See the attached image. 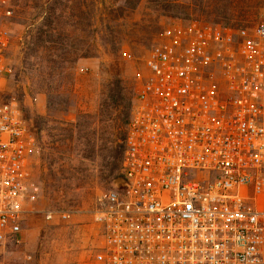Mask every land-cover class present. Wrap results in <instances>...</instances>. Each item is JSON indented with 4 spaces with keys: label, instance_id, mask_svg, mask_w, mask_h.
<instances>
[{
    "label": "built area",
    "instance_id": "2783aa9c",
    "mask_svg": "<svg viewBox=\"0 0 264 264\" xmlns=\"http://www.w3.org/2000/svg\"><path fill=\"white\" fill-rule=\"evenodd\" d=\"M7 44L0 29V82L12 73ZM143 67L122 184L92 213L94 260L264 264V24L165 28ZM33 145L17 103L0 100V244L36 197L25 168Z\"/></svg>",
    "mask_w": 264,
    "mask_h": 264
},
{
    "label": "rangeland",
    "instance_id": "374dc122",
    "mask_svg": "<svg viewBox=\"0 0 264 264\" xmlns=\"http://www.w3.org/2000/svg\"><path fill=\"white\" fill-rule=\"evenodd\" d=\"M49 1L0 0V29L8 37L4 53L12 68L0 82V99L17 103L33 135L25 168L27 181L37 187L35 200L21 216L19 233L0 244V264H99L94 253L100 234L92 213L117 180L104 177L102 155L122 142L124 118L146 73L144 58L161 31L175 25L264 24V0H170L166 7L140 0L135 8L115 9L110 16L103 9L91 22L89 55L75 61L72 57L64 71L52 43L40 33L55 31L51 40L61 36L63 42V31L71 30L69 36L77 42L82 21L72 22L69 29L62 11V18L50 25ZM109 1L115 8L122 5ZM107 29L119 41L113 53L97 38ZM115 81L122 100L118 109L107 112L105 100ZM102 144L107 151L100 154ZM60 213L67 219L59 218Z\"/></svg>",
    "mask_w": 264,
    "mask_h": 264
},
{
    "label": "trees",
    "instance_id": "16d2710c",
    "mask_svg": "<svg viewBox=\"0 0 264 264\" xmlns=\"http://www.w3.org/2000/svg\"><path fill=\"white\" fill-rule=\"evenodd\" d=\"M120 1L122 5L118 8H115L109 0L49 1L50 5L48 10L50 13L49 15L51 16V20L49 21L50 25L53 22H57L59 18H62V11H63L64 23L68 25L69 29L73 25L72 22L74 23L76 21H82V23H80V27L78 28L80 32L79 33L80 37L77 40V42L73 39V37L69 36L70 32H72L71 30H67L66 32L63 31V42L61 41V36H58V41L56 39H54L53 41L51 40L55 31L52 33L51 30H47V31H42L40 33V35L43 33L46 35V40H45L46 42L52 43L50 45V48L56 50L55 57L57 58L59 64L63 63V71L71 67L70 66L71 61L73 60V59L71 60L72 57L74 58L75 61L76 58L85 57L89 55V51L92 46V44H90L91 39L89 37L92 38L93 35L90 26L92 25L91 22L93 23L94 21L93 19L95 18L97 12H100L104 9V11L106 10V13L109 16L115 13L116 10L120 11L121 13L122 8H135L140 0H120ZM154 1L158 4V7H166V5L171 4L170 0H154ZM97 4L100 7H98ZM120 15H117V17H120ZM224 26H230V25H224ZM105 28H108V26L106 25ZM97 38L101 41V45L103 49H105L107 52L113 53L115 50H117V45H119V41L117 37L113 34V31L111 29H107L105 32L103 31V34L99 35ZM29 50L33 52L32 47L29 48ZM53 61L54 60H49V62H53ZM121 100H122L121 87H119L118 81H115V83H113L110 86V90L107 94V100H105V110L109 112V109H111V107L112 110L118 109ZM127 111H129V108ZM128 119H129V112L128 115H126V117L124 118V124H125L124 132L120 135V139L122 140L121 144H116L111 149L108 148V154L102 155V159H103L102 173L104 177L110 176L111 179L116 177H117L116 179L122 178L120 174V166H121V159L123 152V140L125 137V129L128 123ZM39 129H40V125L39 126L37 125L35 131L33 130L34 133H38ZM102 146L103 147L99 149L100 154H102V151H107L106 148L107 145L102 144Z\"/></svg>",
    "mask_w": 264,
    "mask_h": 264
},
{
    "label": "water",
    "instance_id": "95a60500",
    "mask_svg": "<svg viewBox=\"0 0 264 264\" xmlns=\"http://www.w3.org/2000/svg\"><path fill=\"white\" fill-rule=\"evenodd\" d=\"M122 184V179L121 178H118L114 184L115 187H118Z\"/></svg>",
    "mask_w": 264,
    "mask_h": 264
}]
</instances>
